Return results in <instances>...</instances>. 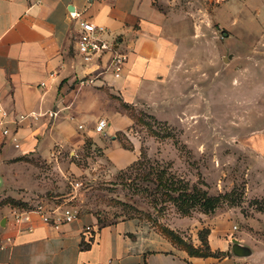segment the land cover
<instances>
[{
  "label": "crops",
  "instance_id": "0c3cea01",
  "mask_svg": "<svg viewBox=\"0 0 264 264\" xmlns=\"http://www.w3.org/2000/svg\"><path fill=\"white\" fill-rule=\"evenodd\" d=\"M252 5L264 29V0ZM82 20L105 28L100 38L127 53L118 78L110 67L113 51L90 62L77 54ZM180 22L174 9L154 0H0V264H264L263 216L231 209L205 216L210 254L197 256L135 218L99 226L85 216L55 229L32 216L19 226L13 213L22 210L3 203L35 204L51 169L77 174L64 154L80 149L84 138L101 149L112 170L138 160L140 143L118 99L137 106L151 97L183 47ZM81 79L93 82L79 86ZM20 115L27 118L19 122ZM100 118L107 126L99 134ZM27 226L32 230H23ZM87 226L95 230L90 242Z\"/></svg>",
  "mask_w": 264,
  "mask_h": 264
},
{
  "label": "rangeland",
  "instance_id": "374dc122",
  "mask_svg": "<svg viewBox=\"0 0 264 264\" xmlns=\"http://www.w3.org/2000/svg\"><path fill=\"white\" fill-rule=\"evenodd\" d=\"M154 1L176 12L183 47L149 99L118 103L140 143L138 160L115 171L94 145L65 150L79 172L49 170L30 208L73 209L104 224L135 218L201 246L205 216L217 210L264 217V29L252 5L260 0ZM156 171L202 189L219 207L208 214L197 204L182 215L176 194L156 189Z\"/></svg>",
  "mask_w": 264,
  "mask_h": 264
},
{
  "label": "built area",
  "instance_id": "2783aa9c",
  "mask_svg": "<svg viewBox=\"0 0 264 264\" xmlns=\"http://www.w3.org/2000/svg\"><path fill=\"white\" fill-rule=\"evenodd\" d=\"M105 32V28L98 26L90 21L82 20L79 22V32L75 38L76 52L84 62H90L93 58L100 57L106 52L113 51V57L110 62V67L113 70L115 78L120 76L123 65L127 59L126 52H118L113 50V44L100 38V35ZM92 79H81L78 81L79 86L92 84ZM50 117L56 116L55 112H49ZM34 116V115H33ZM27 118L26 115H20L18 121L22 122ZM107 126V121L100 118L94 128L96 133H102ZM83 129L82 125L78 126ZM6 130L3 131L5 135ZM53 157V155H51ZM32 216H36L42 223L58 229L61 225L71 223L78 218V214L73 209L62 207H51L48 204H38L32 208L13 213V221L16 225L30 224ZM233 229H236L235 227ZM22 230V229H20ZM26 231H31L32 228L27 226ZM95 234V230L91 226L84 229V235H87L86 241L90 242Z\"/></svg>",
  "mask_w": 264,
  "mask_h": 264
},
{
  "label": "trees",
  "instance_id": "16d2710c",
  "mask_svg": "<svg viewBox=\"0 0 264 264\" xmlns=\"http://www.w3.org/2000/svg\"><path fill=\"white\" fill-rule=\"evenodd\" d=\"M118 103L121 104V107L123 109L130 107L129 105L123 104L120 101ZM83 146H87L88 148L93 146L91 139L84 138ZM131 165L129 167H131ZM155 181H156V189L160 191H167L176 194L174 197H172V199L178 202L179 211L182 213V215H187L188 210L197 204L206 208L208 214L213 213L219 207L220 203L218 204L217 198L210 197L205 191H203L202 189L201 190L197 189L195 186L189 187L185 183H182L180 185L172 178L165 179L162 171L155 172ZM3 203L8 204L11 208H17L19 210H27L30 208L29 205L18 201H14L12 199H6L4 200ZM97 224L99 226L104 225V223H99L98 220H97ZM155 229L159 231L161 234H163L167 239H169V241H171V243H173L175 246L183 244L182 247L181 246H177V247L186 250L191 255L205 256L210 254L206 242V236L208 232H205L204 234L205 236L201 237V243H202L201 247L194 248L191 244L189 245L184 244L181 241V239L176 237L175 233L172 231H166L164 229H159L156 227ZM173 241H175L177 245ZM221 255H222L221 253L214 254V256L216 257Z\"/></svg>",
  "mask_w": 264,
  "mask_h": 264
}]
</instances>
